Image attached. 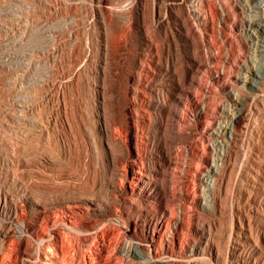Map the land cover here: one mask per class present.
I'll list each match as a JSON object with an SVG mask.
<instances>
[{
    "label": "rangeland",
    "instance_id": "obj_1",
    "mask_svg": "<svg viewBox=\"0 0 264 264\" xmlns=\"http://www.w3.org/2000/svg\"><path fill=\"white\" fill-rule=\"evenodd\" d=\"M102 7L108 17L99 23L86 0H0V185L10 184L11 174L2 162L12 158L33 164L36 158L47 156L76 171L82 180L109 176L113 168L104 159V141L101 142V134L93 128V119L88 118L89 112L93 113L100 106V99L93 96L95 89L105 87L104 106L111 126L115 125L112 120H126L127 111L135 108L150 119L146 130L152 134L156 133L157 123L161 122L163 127L168 123L167 116L160 113L164 111L163 105L172 102L173 92L188 88L195 77L196 98L206 91L201 83L215 87L209 91L204 107L194 106L188 100L181 106L182 111H188L186 131L191 135L194 132L199 147L202 141L197 136V128L229 124V113L241 107L240 101L247 105L251 97H255V102L243 109L244 130L239 131L229 153L224 169L226 183L215 188L216 204L190 215L188 222L211 228V232L217 234L220 229L237 224V218L245 224L248 216L254 223V232L257 227L261 228L258 216L264 213V0H106ZM253 22H258V26ZM104 31L106 49L102 39ZM227 51L232 52L230 64L221 61ZM198 62L204 65L197 66ZM252 63L260 66L263 76L262 91L255 95L248 77H236L246 74L243 67ZM254 106L258 112L252 117L248 108L256 111ZM19 111L25 112L20 114ZM195 111H204V116L197 118ZM1 114L7 115L8 125L2 122ZM36 114L37 117L41 114L38 120H44L46 127L41 132L32 128ZM22 124L26 128L20 127ZM171 136L165 132L160 144L154 143L150 149L156 152L161 144L175 145ZM113 144L120 155L123 145L115 141ZM20 176L21 183L29 187L45 180L31 172ZM52 182L56 183V179ZM127 185L121 184L117 199H113L119 209L113 215L105 213L94 231L91 230L93 234L89 233L90 239L79 240L82 233L75 231L74 235L71 231L70 239L74 238L69 245L77 251L76 258L96 243L103 254L109 245L117 250L127 242L139 241L128 240L130 231L140 234L141 229L139 221L133 226L127 220ZM255 206L259 211H255ZM23 213L24 220L0 215V228H10L9 235L16 241L29 238V252L35 259L37 242L26 228L34 210L25 204ZM188 237L195 238V232L189 230ZM188 252L189 247H186ZM243 252L236 255L232 264H246L248 251ZM98 261L94 260V264ZM257 261L264 264L263 252ZM123 264L139 263L128 258ZM147 264L176 263L152 261Z\"/></svg>",
    "mask_w": 264,
    "mask_h": 264
},
{
    "label": "bare ground",
    "instance_id": "obj_2",
    "mask_svg": "<svg viewBox=\"0 0 264 264\" xmlns=\"http://www.w3.org/2000/svg\"><path fill=\"white\" fill-rule=\"evenodd\" d=\"M86 2L87 4L89 2L91 9L95 11V18L99 20V23L108 17L107 12L102 7L106 0H86ZM253 23L258 26V22ZM102 37L106 49L108 43L105 31ZM257 51L260 49L258 48ZM231 54L230 51L225 52L221 61L230 64ZM202 65H204L203 62L197 63V66ZM252 65H245L243 71L246 74L242 73L241 76L236 77L237 79L248 77L255 95L262 91L263 76L262 71L259 70L261 69L260 66L255 63ZM194 83L195 77L191 79L188 88L173 92L171 95L173 101L163 105L164 111L160 112L167 116L168 123L165 127L161 122L157 123L156 133L152 134L146 130L147 121L150 119L145 113L138 112L135 108L127 111L128 118L126 120H124L125 118L111 119L115 122V125L111 126L112 124H109L110 122L108 123L106 118L107 111L104 106L105 87L99 86L95 89L93 96L96 95L97 100L100 99V103H98L100 106L93 113L90 111V115L87 114V116L93 119V128L101 134V142L104 141V159H106L108 166L113 168L109 176L107 175L108 177H100L96 180L94 176L95 178L92 177L90 180H82L76 171L73 172L67 167L65 168L63 164L55 162L47 156L36 158L33 164L26 160L4 159L2 163L11 175L10 184L0 185V215L23 219V207L25 204L30 205L34 214L27 220L26 228L32 232L36 240L37 250L36 258L33 259V255L29 252V244L31 243L29 238L25 237L21 241H16L9 235L10 228H0V264H94V260H99L98 264H123L128 258L134 259L139 264H147L152 261H169L176 264L181 261L184 264H232L236 261V255L243 251H248L245 259L246 264H259L257 257L262 252L264 253V213L258 216L262 221L261 228L257 227L258 230L255 232L253 231L254 223L252 224L251 217L248 216L245 224L241 218H237L239 221L236 222L237 224L232 223L230 227H222L221 233L217 234L211 232V228L193 226L190 225V221L188 222L190 215L199 214L217 201L215 188L226 183L224 169L227 166V159L229 160L228 156L233 150L238 133L244 125L242 124V117L245 115L243 109L248 107L251 102H255V97H251L249 103L246 100L247 105L243 101L239 102L241 107L237 109L235 107L236 111L229 113L231 116L230 121L228 120L229 124L228 122L225 124L218 123L214 126L197 128V136L202 141V147H199L193 137L194 132L191 135L186 131L189 123L188 111H182L181 106L188 100L194 106L201 105L204 107L210 95L209 91L215 90V87L208 83H201L206 91L196 98L194 96ZM230 91L234 93L232 88ZM254 107L256 111H251L248 108L250 110H248L249 116L254 117V113L258 112L257 106ZM19 112L22 114L23 111ZM195 112L197 118L204 116V111ZM79 113L82 112L79 111ZM71 114L73 115L74 112ZM1 115L2 122L8 125L7 115ZM39 116L41 117V114L38 117L37 114L35 115L37 119L32 126L37 132H41L43 128L46 129L45 124L42 123L44 120L42 119V122L38 120ZM67 116L66 119L68 120ZM84 116L86 117V115ZM80 119L78 118V120ZM82 119L81 122L84 121ZM92 125L90 124V126ZM21 126L26 128L25 124ZM76 130L78 131L77 126ZM165 132L172 135L171 137L176 144L172 145L170 142L161 144L160 149L154 152L150 148L154 143L160 144V137ZM76 140L74 141L76 142ZM81 140L83 141V139ZM112 140L118 145H123L120 155L116 153ZM43 153L47 154L48 152L44 151ZM55 155L57 157L58 154ZM74 157L76 158V155ZM86 167L84 165V168ZM28 172L35 174L42 180L45 179L44 182L38 181L34 187L22 184L20 175ZM52 179H56V183L52 182ZM123 183H128V195L125 197L129 202L126 211L127 220L133 226L139 221L141 229L140 234L136 231L134 234V230L130 231L128 240L139 241L127 242L117 250L113 247L110 248L109 245V248L104 249L103 254H101L99 243H96L92 249L80 252V256L76 258L77 251L69 245L70 240L72 241L74 238L70 239L71 231H74V235L76 234L75 231L82 233L79 235V240H88L89 233L93 234L91 230L97 227V223L102 220L105 213L113 215L119 209L113 204V199H117V191ZM255 211H259L258 206H255ZM234 219L236 218L234 217ZM189 230L195 232V238L188 237ZM83 231L87 234H84ZM186 247H189L188 253H186ZM104 255L107 258H102ZM101 258L102 260H100Z\"/></svg>",
    "mask_w": 264,
    "mask_h": 264
}]
</instances>
